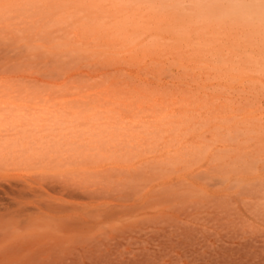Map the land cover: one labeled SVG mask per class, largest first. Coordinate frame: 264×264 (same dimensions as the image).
<instances>
[{
  "label": "rangeland",
  "instance_id": "rangeland-1",
  "mask_svg": "<svg viewBox=\"0 0 264 264\" xmlns=\"http://www.w3.org/2000/svg\"><path fill=\"white\" fill-rule=\"evenodd\" d=\"M0 264H264V0H0Z\"/></svg>",
  "mask_w": 264,
  "mask_h": 264
},
{
  "label": "bare ground",
  "instance_id": "bare-ground-1",
  "mask_svg": "<svg viewBox=\"0 0 264 264\" xmlns=\"http://www.w3.org/2000/svg\"><path fill=\"white\" fill-rule=\"evenodd\" d=\"M260 13H262V11H259ZM58 188V187H57ZM59 189V188H58ZM67 189H65V191H66ZM63 191V190H62ZM64 192V191H63ZM89 195V194H88Z\"/></svg>",
  "mask_w": 264,
  "mask_h": 264
}]
</instances>
